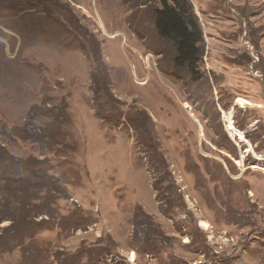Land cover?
<instances>
[{
    "label": "rangeland",
    "instance_id": "1",
    "mask_svg": "<svg viewBox=\"0 0 264 264\" xmlns=\"http://www.w3.org/2000/svg\"><path fill=\"white\" fill-rule=\"evenodd\" d=\"M190 1L193 73L159 0H0V264H264V0Z\"/></svg>",
    "mask_w": 264,
    "mask_h": 264
},
{
    "label": "trees",
    "instance_id": "2",
    "mask_svg": "<svg viewBox=\"0 0 264 264\" xmlns=\"http://www.w3.org/2000/svg\"><path fill=\"white\" fill-rule=\"evenodd\" d=\"M161 7L154 10L158 34L170 40L176 48L175 64L195 72L202 58V29L192 11L190 0H159Z\"/></svg>",
    "mask_w": 264,
    "mask_h": 264
},
{
    "label": "bare ground",
    "instance_id": "3",
    "mask_svg": "<svg viewBox=\"0 0 264 264\" xmlns=\"http://www.w3.org/2000/svg\"><path fill=\"white\" fill-rule=\"evenodd\" d=\"M244 136V135H243ZM245 137V136H244ZM241 138V137H240Z\"/></svg>",
    "mask_w": 264,
    "mask_h": 264
}]
</instances>
